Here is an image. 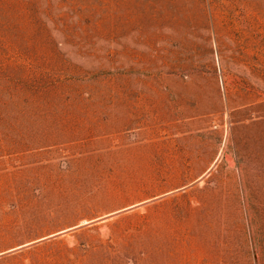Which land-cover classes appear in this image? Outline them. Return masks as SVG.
<instances>
[{
    "label": "rangeland",
    "instance_id": "1",
    "mask_svg": "<svg viewBox=\"0 0 264 264\" xmlns=\"http://www.w3.org/2000/svg\"><path fill=\"white\" fill-rule=\"evenodd\" d=\"M182 79L192 86L171 89L207 96L216 82L231 107L244 106L236 116L246 120L241 141L233 144L241 166L217 168L208 190L235 191L231 176L240 174L239 200L222 203L245 213L206 214L221 196L206 191L195 215L204 229L192 235L177 232L176 199L152 210L171 211L168 221L140 214L80 233L72 228L63 241L27 247L0 264H264V0H0V153L7 161L30 149V128L78 121L72 118L96 110L95 96L156 95ZM70 195L82 204L68 213L7 207V216L23 222L0 224V242L51 233L36 226H83L93 216L75 211L108 204L99 193ZM215 219L223 241L206 230Z\"/></svg>",
    "mask_w": 264,
    "mask_h": 264
},
{
    "label": "crops",
    "instance_id": "2",
    "mask_svg": "<svg viewBox=\"0 0 264 264\" xmlns=\"http://www.w3.org/2000/svg\"><path fill=\"white\" fill-rule=\"evenodd\" d=\"M175 83L177 85L165 84L169 89L160 90L156 95L95 96L96 110L79 114L87 116L72 118L78 121L62 122L63 126L30 128V149L14 151L13 161H7L10 156L0 153V224L23 222L20 215L7 216V207L14 212L22 207H57L68 213L70 207L82 204L70 194L99 193L108 200L105 208L75 211L93 216L88 218L90 223L83 226L81 223L55 228L36 226L33 229L51 233L25 243L0 242V246L19 248L1 251L0 260L18 255L27 247L40 249L42 245L61 242L72 228L80 233L86 227L102 228L113 219L140 214H148L150 218H143L147 222L155 221V217L168 221L171 211L152 210L171 207L176 199L177 232L184 230L192 235L204 229L197 226L195 215L199 200L204 198L201 195L206 191L221 195L218 206L211 203L212 210H207L206 214L245 213L244 208L231 210L222 203L228 198L239 200V186L243 181L240 174L231 176L238 185L237 190H208L213 188L210 183L217 182L214 180L218 178L214 174L217 168L241 166L233 144L241 141L238 128L246 120L236 116L244 106L231 107L216 82L214 93L207 96L171 89L192 86V80ZM227 154L232 156V162ZM115 200L133 201L117 205ZM211 223L214 225L207 224L206 230L214 232V241H223V235L222 238L218 235L223 227L216 226L221 222L215 219ZM181 245L177 242V246Z\"/></svg>",
    "mask_w": 264,
    "mask_h": 264
},
{
    "label": "water",
    "instance_id": "3",
    "mask_svg": "<svg viewBox=\"0 0 264 264\" xmlns=\"http://www.w3.org/2000/svg\"><path fill=\"white\" fill-rule=\"evenodd\" d=\"M226 156H227V159H228L230 162H232V161H233V159H232V156H231V155L227 154Z\"/></svg>",
    "mask_w": 264,
    "mask_h": 264
}]
</instances>
